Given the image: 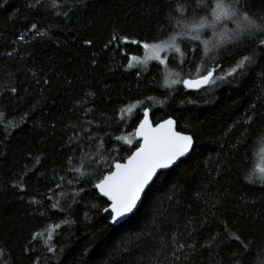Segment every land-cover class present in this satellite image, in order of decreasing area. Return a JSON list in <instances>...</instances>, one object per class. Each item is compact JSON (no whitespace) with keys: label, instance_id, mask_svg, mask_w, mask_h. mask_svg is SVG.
<instances>
[{"label":"trees","instance_id":"obj_1","mask_svg":"<svg viewBox=\"0 0 264 264\" xmlns=\"http://www.w3.org/2000/svg\"><path fill=\"white\" fill-rule=\"evenodd\" d=\"M177 2L185 0H0V264H264V187L247 180L264 140V53L244 74L192 92L166 87L156 61L128 68L145 42L166 39L160 29ZM251 2L252 11L264 8ZM225 47L213 59L201 45L183 71L179 56L168 66L194 78L204 57L223 75L255 42ZM136 101L143 104L120 122V109ZM145 108L153 123L172 117L198 147L151 185L130 217L109 225L93 185L138 146L130 134ZM82 161L90 175L69 171ZM233 233L254 241L250 255ZM179 244L195 246L174 251Z\"/></svg>","mask_w":264,"mask_h":264},{"label":"snow or ice","instance_id":"obj_2","mask_svg":"<svg viewBox=\"0 0 264 264\" xmlns=\"http://www.w3.org/2000/svg\"><path fill=\"white\" fill-rule=\"evenodd\" d=\"M261 3L264 4V0H261ZM252 7L251 0H195L194 4L190 0H185L183 3L177 2L175 8L170 7L166 15L167 26L160 29V35L166 36V39L154 37V43L145 42L143 48L150 55L143 60L131 56L128 68H133L136 65L146 66L149 60H155L161 65H166V62H175L178 54L181 71H183V65L194 63L190 56L198 53L201 50V45L203 46L204 56L214 59L212 57L214 50L217 51V54L220 50L228 51V48L225 47L226 44L235 49L255 42V47L251 53L243 55L231 70L224 72L223 75L216 74L217 69L222 70L220 63L214 62V66L209 68L206 67L207 62L204 57H201L205 67L203 69L198 68V75L194 78L191 70H189L186 73L189 78H184L182 83L186 89H200L202 86L215 84L218 80L223 81L226 76L231 77L238 70L241 74H244L246 68L256 63L257 50L264 53V8L252 11ZM189 8L192 9L191 15L189 14ZM228 25L234 27L229 28ZM32 27L35 28L36 25ZM206 30L211 32L210 36L207 35ZM218 30L219 38H217ZM116 39L117 37L113 35L112 40ZM125 40H127V37H125ZM84 43L90 45L92 41L85 40ZM131 43L135 44L138 41L132 40ZM189 46H191L190 51ZM164 53H172V55L162 56ZM175 75L179 77L180 73ZM179 83H181V79L165 80L166 87ZM12 91H15V89L13 88ZM147 99L151 100L153 98L148 97ZM140 104H143V101H136L122 107L120 109L122 114L120 122L124 121V113L131 116L133 110ZM3 115V113H0V116ZM136 118L139 119V116L137 115ZM252 121L253 117L248 116L244 123L249 124ZM87 123L90 124L91 122L88 121ZM81 131L87 133L88 130L85 128ZM130 136L137 138L136 143L139 146L135 147V151H132L123 163L120 161L112 163L93 185L99 195L106 198L107 207L103 211L108 214L107 223L109 225H119L123 218L133 213L137 209L142 196L150 190L151 185L165 174L163 170L171 169L181 158L195 154L198 147L196 137L193 134L177 131L176 121L172 118L165 119L153 127L149 120V110L147 108L143 111V119H139L135 132ZM89 139L102 140L100 137L91 135ZM115 140L122 141L127 145L133 144V140L129 136L119 135L115 137ZM103 148L104 144L101 142L97 147V152H101ZM94 163L99 164L100 161H94ZM69 164H72V157H69ZM83 166L82 161L80 167L70 168L69 171L79 173L81 176L90 175V173L81 171ZM257 170L259 175H249L247 177L248 183L258 182L264 187V167H259ZM69 182L71 183V181ZM32 202L35 203L36 201L33 200ZM58 206V203H54L52 208L56 209ZM70 207L71 205H69ZM60 210L63 211V209ZM61 223L67 224L70 221L64 220ZM60 227L61 224L59 223L49 227L47 232L48 241L52 240L54 231ZM42 235L43 233H33L32 240H36ZM230 236L231 239L240 242L246 255L251 254L250 249L254 241L245 242L239 235L234 233ZM213 240H215V237H213ZM194 246V244H179L174 251L185 247L193 248ZM25 251L27 252L29 249L26 248ZM47 251L50 253L54 251L50 244ZM0 255L3 254L0 253ZM176 258L179 259V256ZM184 258L187 259L186 256ZM33 264H36V262L34 261Z\"/></svg>","mask_w":264,"mask_h":264},{"label":"rangeland","instance_id":"obj_3","mask_svg":"<svg viewBox=\"0 0 264 264\" xmlns=\"http://www.w3.org/2000/svg\"><path fill=\"white\" fill-rule=\"evenodd\" d=\"M228 27L229 28H232V27H234L233 25H228ZM209 32V31H208ZM208 34V33H207ZM210 35H211V33H210ZM217 38H219V30H218V33H217ZM142 48H143V45H142ZM148 55H150V53L149 52H146V50L143 48V54L141 55V56H139L138 58H140L141 60H143L146 56H148ZM163 55H172V53H164V54H162V56ZM177 56H179L178 54H177ZM176 56V57H177ZM153 61H155V60H149L148 61V64L149 63H151V62H153ZM156 62H158V61H156ZM159 63V62H158ZM147 64V65H148ZM161 65V64H160ZM143 66H145V65H136L135 67H143ZM162 67H163V70H164V83H165V80L167 79L168 81H171V80H173V79H181V83H182V80H183V75L179 72V71H176V70H173V69H171L169 66H168V62H166V65H161ZM134 67V68H135ZM176 73H180V76L179 77H177L175 74ZM198 75V73H196V74H194V77L195 76H197ZM219 81V80H218ZM217 81V82H218ZM216 82V83H217ZM181 83H179V84H181ZM179 84H173L171 87H173V86H177V85H179ZM259 167H264V140L260 143V145H259V147H258V149H257V153H256V161H255V171H254V174L256 175V176H258L259 175V172H258V168Z\"/></svg>","mask_w":264,"mask_h":264},{"label":"water","instance_id":"obj_4","mask_svg":"<svg viewBox=\"0 0 264 264\" xmlns=\"http://www.w3.org/2000/svg\"><path fill=\"white\" fill-rule=\"evenodd\" d=\"M182 86H183V83H182ZM183 87H184V86H183ZM204 87H206V86H202L200 89H202V88H204ZM185 89H186V88H185ZM200 89H186V90L192 92V91H198V90H200ZM148 110H149V109H148ZM143 111H144V110H143ZM168 118H172V117H167V118H164V119H162V120H160V121H158V122H156V123H153L152 120H151V117H150V111H149V120H150V122L152 123L153 127L155 126V124L160 123L161 121H163V120H165V119H168ZM141 119H143V113H142V117H141ZM172 119H173V118H172ZM138 124H139V123H138ZM137 126H138V125H137ZM137 126H136V127H137ZM135 129H136V128H135ZM176 130L179 131V130L177 129V125H176ZM134 132H135V131H134ZM181 132H182V131H181ZM183 133H184V132H183ZM185 134H188V133H185ZM135 138H136V137H135ZM136 140H137V138H136ZM138 146H139V145H138ZM138 146H137V147H138ZM133 151H135V149H134ZM130 155H131V154H130ZM187 157H188V156L181 158L180 161L184 160V159L187 158ZM125 160H126V159H125ZM125 160H124V161H125ZM124 161H122L121 163H123ZM180 161H178L177 164H178ZM177 164H176V165H177ZM174 166H175V165H174ZM174 166H173V167H174ZM173 167H172V168H173ZM167 170H170V169H165V170H163V171L165 172V171H167ZM94 189H95V188H94ZM95 190H96V189H95ZM96 191H97V190H96ZM97 193H98V192H97ZM98 195H99V193H98ZM99 196H100V195H99ZM100 197H101V196H100ZM102 198H104V199L106 200L105 197H102ZM142 198H143V196H142ZM141 201H142V199H141ZM141 201L138 202V207H139ZM138 207H137V209H138ZM137 209H136V210H137ZM136 210H134V212H135ZM134 212H133V213H134ZM133 213L129 214L128 217H130V215H132ZM128 217L123 218L121 222H123L124 220H126ZM113 226H116V225H113Z\"/></svg>","mask_w":264,"mask_h":264}]
</instances>
